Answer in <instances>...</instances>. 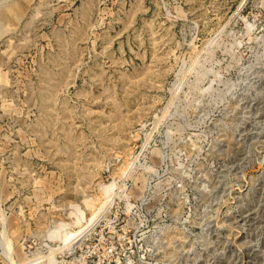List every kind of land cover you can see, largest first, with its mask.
Here are the masks:
<instances>
[{"label":"rangeland","instance_id":"obj_1","mask_svg":"<svg viewBox=\"0 0 264 264\" xmlns=\"http://www.w3.org/2000/svg\"><path fill=\"white\" fill-rule=\"evenodd\" d=\"M0 264H264V0H0Z\"/></svg>","mask_w":264,"mask_h":264},{"label":"bare ground","instance_id":"obj_2","mask_svg":"<svg viewBox=\"0 0 264 264\" xmlns=\"http://www.w3.org/2000/svg\"><path fill=\"white\" fill-rule=\"evenodd\" d=\"M76 233V232H75Z\"/></svg>","mask_w":264,"mask_h":264}]
</instances>
